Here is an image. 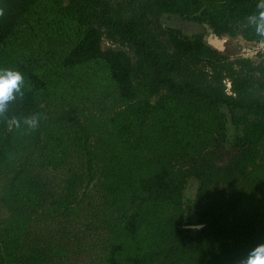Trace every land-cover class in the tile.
<instances>
[{
  "label": "trees",
  "instance_id": "16d2710c",
  "mask_svg": "<svg viewBox=\"0 0 264 264\" xmlns=\"http://www.w3.org/2000/svg\"><path fill=\"white\" fill-rule=\"evenodd\" d=\"M257 3L0 0V69L24 77L0 115V264H238L264 243V62L163 24L259 41Z\"/></svg>",
  "mask_w": 264,
  "mask_h": 264
},
{
  "label": "rangeland",
  "instance_id": "374dc122",
  "mask_svg": "<svg viewBox=\"0 0 264 264\" xmlns=\"http://www.w3.org/2000/svg\"><path fill=\"white\" fill-rule=\"evenodd\" d=\"M164 25H170L180 28L185 34H194L201 33L206 37L210 33V28L198 22H194L188 19L181 18L177 15H171L163 19ZM225 38L224 48L220 51L221 54H224L228 59H235L238 57L249 58L253 61L254 64L264 62V38L259 41H247L239 34L235 36H230L227 34L220 35ZM103 46H110L111 42L107 39H103ZM226 89L230 88V83L228 79L225 78ZM227 114V137L231 141L233 137L237 134L236 129L231 124L230 112L225 107L222 108ZM197 188V182L194 179H189L184 190V214L186 217V222L194 223L196 222L195 211H196V202L194 201L195 192Z\"/></svg>",
  "mask_w": 264,
  "mask_h": 264
},
{
  "label": "clouds",
  "instance_id": "9594fccd",
  "mask_svg": "<svg viewBox=\"0 0 264 264\" xmlns=\"http://www.w3.org/2000/svg\"><path fill=\"white\" fill-rule=\"evenodd\" d=\"M258 12L249 15L248 22L255 26V32L259 37L264 38V0H258L256 5ZM3 10L0 9V16H3ZM24 77L19 71L11 69H0V115L7 110L10 101L16 98V94L22 95V85ZM30 127H36V117L26 118L24 121ZM238 264H264V243H258L248 250Z\"/></svg>",
  "mask_w": 264,
  "mask_h": 264
},
{
  "label": "water",
  "instance_id": "95a60500",
  "mask_svg": "<svg viewBox=\"0 0 264 264\" xmlns=\"http://www.w3.org/2000/svg\"><path fill=\"white\" fill-rule=\"evenodd\" d=\"M224 40L225 38L217 35L212 29H210L209 35L206 37V43L213 49L217 51H222L224 48ZM191 227L196 228L200 227V225H191Z\"/></svg>",
  "mask_w": 264,
  "mask_h": 264
}]
</instances>
